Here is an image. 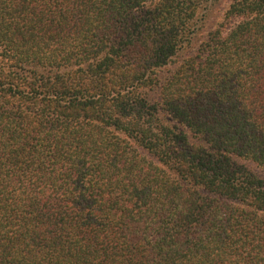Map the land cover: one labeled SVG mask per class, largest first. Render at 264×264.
I'll use <instances>...</instances> for the list:
<instances>
[{"label":"trees","instance_id":"trees-1","mask_svg":"<svg viewBox=\"0 0 264 264\" xmlns=\"http://www.w3.org/2000/svg\"><path fill=\"white\" fill-rule=\"evenodd\" d=\"M0 264H264V0H0Z\"/></svg>","mask_w":264,"mask_h":264}]
</instances>
